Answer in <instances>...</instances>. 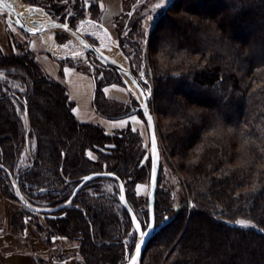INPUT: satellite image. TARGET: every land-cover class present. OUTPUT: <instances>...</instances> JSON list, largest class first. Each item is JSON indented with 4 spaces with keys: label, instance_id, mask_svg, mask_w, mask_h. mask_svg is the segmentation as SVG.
I'll list each match as a JSON object with an SVG mask.
<instances>
[{
    "label": "trees",
    "instance_id": "obj_1",
    "mask_svg": "<svg viewBox=\"0 0 264 264\" xmlns=\"http://www.w3.org/2000/svg\"><path fill=\"white\" fill-rule=\"evenodd\" d=\"M185 1L172 0L154 26L148 42L154 86H144L156 112L166 115L157 126L187 174L188 193L176 205L167 193H157L156 221L162 225L140 264H165L169 251L177 252L171 264H264V0ZM89 19L101 25L98 16ZM0 71L6 75L0 78L3 192L22 204L60 206L37 212L23 204L12 214L14 228L22 231L29 221L49 244L56 235L77 240L82 264H124L126 249L132 252L138 238L119 185L107 191L103 182L115 180L97 177L75 189L87 173L118 174L146 228L148 208L136 201L132 186L150 176L151 157L148 168L141 165L130 127L109 134L100 124L80 121L65 86L32 51L0 50ZM94 78L97 110L122 115L105 97V82Z\"/></svg>",
    "mask_w": 264,
    "mask_h": 264
},
{
    "label": "rangeland",
    "instance_id": "obj_2",
    "mask_svg": "<svg viewBox=\"0 0 264 264\" xmlns=\"http://www.w3.org/2000/svg\"><path fill=\"white\" fill-rule=\"evenodd\" d=\"M20 1L26 4H30L25 2L24 0ZM35 1L37 2L36 5L44 9L50 17L67 22L77 27L83 33H85L95 44L100 46L106 52L115 55L118 54L120 56L121 62L124 65H126V59L124 56H127L131 62L132 70L138 72V75H136L139 77L142 84L144 85L146 82L150 81L152 86H154V82L151 77L152 69L150 65H148V42L151 38L154 26L156 25L158 19L166 12L172 0H130V2H128L126 5V10L119 13V16L121 15V17L118 18L117 15L115 22L110 25L112 30H110L108 26L102 23L101 25H98L94 21L89 19L91 16H98L96 12L97 3L95 4L93 0ZM197 1L198 0H186L185 3L189 4L190 2V5H197ZM157 5H161V7H157ZM228 11H230V9H228ZM124 13L126 14L124 15ZM27 17L29 19H32V17L30 16ZM12 18L13 15L10 10L0 4V25L3 31V33H0V36L2 39H7L9 41L11 52L20 53L21 50H30L34 53V51L30 48V41L35 38L36 40H39V42L43 44L44 47L49 48L52 52H55V49H63L64 55H67L69 58H71L74 63H77L76 65L78 69H82L84 72H88L93 75H97L101 82H113L121 85L123 83L122 80L126 81L119 71L108 64L102 57L89 50L83 44V42L75 36L64 32L60 28H53L39 34H30L18 27L13 22ZM215 19H217V16L215 17ZM168 23L169 22H166L164 25H167ZM178 23H180V21ZM104 27H106L108 31L104 30ZM34 55L36 57L35 53ZM0 78H6V75L3 71H0ZM126 78L136 94V96L133 97L134 101L128 100L129 102L127 101L128 103H124L123 105V107L129 106V109L130 107L132 108L133 106H136L137 103H139V101L142 99V92L137 84L129 76H126ZM147 91L150 94L148 103L150 102L154 105V108L151 107V112L153 113V116L155 118L156 130L161 150V168L158 178L157 193H159L160 196L161 193H167L169 196V203L172 204L173 202V204L176 205L178 201L182 199L185 193H188V190L185 186L187 181V174L185 173V171L178 168L176 164V155L168 153L169 151L166 140L164 139L161 130L157 126L158 123L163 124L165 122L166 115H161L160 113L156 112V101L151 95L152 91L151 89H147ZM128 109H116V111L125 113L126 111H128ZM116 111L115 113H117ZM136 120L138 122L135 127L132 125L128 127L131 128L130 130H132V133L137 137V145L139 148L138 159L141 165H145V167L147 165L148 168V161L151 157L150 139L148 126L141 111L138 112ZM88 154L89 157L93 160H96L98 158V155L94 151L89 150ZM30 155L31 149L28 148L27 152L22 155L21 163L23 166L28 164ZM144 176L145 175H141V177H138L135 183H133L132 192L134 193L135 199L141 205V207L146 206L148 208L146 200L148 198L150 182L149 172L147 176ZM102 185L105 190H109L112 192L116 191L118 187L117 182L111 180L103 182ZM17 202L18 206L20 207L19 209L23 208V204L20 201ZM118 208H121V206L118 205ZM38 216L42 223L46 225V217L42 214H39ZM236 221H245L246 223L248 222L247 220L242 219H238ZM187 227L188 230L189 226ZM132 232H136L137 238L139 240L138 232L134 227L132 229ZM183 235L184 234H182L181 238L183 237ZM74 241L77 242V240ZM77 246L79 249L78 242ZM176 253L177 252L169 251L166 256L169 262L165 264H171L177 256ZM124 260L121 259V263H124Z\"/></svg>",
    "mask_w": 264,
    "mask_h": 264
},
{
    "label": "crops",
    "instance_id": "obj_3",
    "mask_svg": "<svg viewBox=\"0 0 264 264\" xmlns=\"http://www.w3.org/2000/svg\"><path fill=\"white\" fill-rule=\"evenodd\" d=\"M95 1L100 6L98 16L101 23L110 30H112L110 25L115 22L117 15L119 16L130 2V0ZM0 33H3L1 25ZM30 48L36 54L42 68L65 86L66 93L74 102L73 112L80 121L100 124L109 134L130 125L136 126L137 105L129 109V106L123 107L124 103L127 104L128 100L133 101V97L136 96L126 81L121 85L105 83L102 90L108 101L119 106L121 110L125 108L128 111L117 117L103 115L94 104L96 84L93 74L78 69L77 63L64 55L63 49H55V52H52L35 38L30 41ZM0 49L6 54L11 52L9 41L2 39L1 36ZM19 208L17 200L4 194L0 183V264H82L76 241L56 235L49 244L29 221L22 231H17L12 224V214Z\"/></svg>",
    "mask_w": 264,
    "mask_h": 264
},
{
    "label": "water",
    "instance_id": "obj_4",
    "mask_svg": "<svg viewBox=\"0 0 264 264\" xmlns=\"http://www.w3.org/2000/svg\"><path fill=\"white\" fill-rule=\"evenodd\" d=\"M0 4L5 6L13 15V22L23 29L24 31L30 34H39L44 33L48 30L53 28H60L64 32L71 34L81 40L83 44L91 51H93L98 56L102 57L108 64L113 66L117 71H119L125 80L127 81L126 76H129L139 87L142 92V99L139 101L140 109L144 115L148 126L149 132V139H150V148H151V172H150V182H149V191H148V213H149V222L146 228L143 227L141 220L139 219L137 213L135 212L134 208L131 206L127 193H126V186L123 179L116 173L112 171H93L90 173L85 174L82 177L80 183L76 186L75 191H78L85 183L88 181L97 178V177H108L114 179L117 184L119 185V200L122 206L126 209L128 214L131 217L133 227L136 229L139 235V240L136 245H139V252H136V248L132 252L127 248V252L125 254L124 264H131V261L134 259L136 264H140L141 258L143 253L149 243V241L154 236L155 232L161 227V225H157L156 221V195H157V188H158V178L161 168V150L159 146L158 134L156 130V122L151 112V109L148 104L149 92L144 87L142 82L140 81L139 77L134 73L131 67V62L127 56H124L126 59V65L122 62L117 60L113 55L106 52L100 46L95 44L85 33H83L77 27L64 22L57 20L53 17H50L44 9L40 8L36 4H26L23 3L24 6L21 9L17 8L16 0H0ZM41 9L45 13V17L39 16L37 11ZM27 16L32 17L31 22H27ZM104 30L108 31L106 27ZM126 75V76H125ZM128 82V81H127ZM150 118V119H149ZM154 140V146H153ZM86 177H90V179H85ZM123 196V199H121ZM23 204L28 208L37 211V212H49L52 210H56V208H47V207H40L34 205L26 200H23ZM147 233L143 237L144 242L140 244L141 233Z\"/></svg>",
    "mask_w": 264,
    "mask_h": 264
},
{
    "label": "snow or ice",
    "instance_id": "obj_5",
    "mask_svg": "<svg viewBox=\"0 0 264 264\" xmlns=\"http://www.w3.org/2000/svg\"><path fill=\"white\" fill-rule=\"evenodd\" d=\"M157 7H161V5H157ZM149 119H150V118H149ZM121 123H125V122H121ZM153 146H154V140H153ZM85 179H90V177H86ZM121 199H123V196H121ZM238 223H240L242 226H247V224H246L245 221H239ZM145 235H147V233H143V232H142V233L140 234V236H141L140 244H143V242H144L143 237H144ZM135 248H136V252L138 253V252H139V245H136ZM131 264H136V261L133 259V260L131 261Z\"/></svg>",
    "mask_w": 264,
    "mask_h": 264
},
{
    "label": "bare ground",
    "instance_id": "obj_6",
    "mask_svg": "<svg viewBox=\"0 0 264 264\" xmlns=\"http://www.w3.org/2000/svg\"><path fill=\"white\" fill-rule=\"evenodd\" d=\"M16 2H17V8L18 9H21L23 6H24V4H23V2L22 1H20V0H16ZM37 13L39 14V16H41V17H45L46 15H45V13L41 10V9H39L38 11H37ZM27 22H31V19H29L28 17H27ZM111 55H113L117 60H119L120 62H121V59H120V56L118 55V54H111Z\"/></svg>",
    "mask_w": 264,
    "mask_h": 264
}]
</instances>
